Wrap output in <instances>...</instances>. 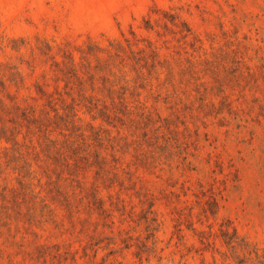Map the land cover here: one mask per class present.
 I'll use <instances>...</instances> for the list:
<instances>
[{"label":"rangeland","instance_id":"obj_1","mask_svg":"<svg viewBox=\"0 0 264 264\" xmlns=\"http://www.w3.org/2000/svg\"><path fill=\"white\" fill-rule=\"evenodd\" d=\"M2 127L0 264L264 261V0H0Z\"/></svg>","mask_w":264,"mask_h":264},{"label":"trees","instance_id":"obj_2","mask_svg":"<svg viewBox=\"0 0 264 264\" xmlns=\"http://www.w3.org/2000/svg\"><path fill=\"white\" fill-rule=\"evenodd\" d=\"M113 48L115 49H118L120 48L122 45L120 44V42H117V43H111L110 44ZM106 60L102 61L101 65H103L104 67H106ZM82 67H85L86 68V72L89 74V78L90 79H93L94 77V74H92L91 72V64L89 63V61H86L84 63H81L80 64ZM66 69L68 70V74L70 76H73L75 77L76 79L79 78V74H78V70L77 69V64L75 63L74 59L72 56H69L68 55V64L65 65ZM107 82H110L109 79H107ZM111 85H112V82H110V86L107 87L108 90H111ZM3 105V103H2ZM14 108L16 109H20L18 105H15ZM21 113H22V116H24V118L26 120H32L31 117L28 116L27 114V111L25 109L21 110ZM16 121V120H15ZM0 137H5L6 140H12V141H15V138L14 136L10 137L7 135V129L5 127H2L0 128ZM51 143H54L53 140H50ZM98 157V156H97ZM227 245H231L232 248H235L234 245H232V241L230 242H227ZM238 264H243V263H238ZM261 264H264V261H261Z\"/></svg>","mask_w":264,"mask_h":264}]
</instances>
